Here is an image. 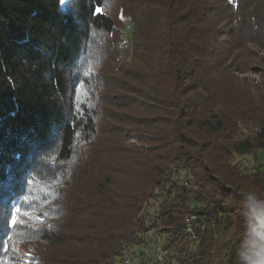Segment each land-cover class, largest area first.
I'll use <instances>...</instances> for the list:
<instances>
[{"label":"trees","instance_id":"16d2710c","mask_svg":"<svg viewBox=\"0 0 264 264\" xmlns=\"http://www.w3.org/2000/svg\"><path fill=\"white\" fill-rule=\"evenodd\" d=\"M263 51L264 0H0V264H254Z\"/></svg>","mask_w":264,"mask_h":264},{"label":"rangeland","instance_id":"374dc122","mask_svg":"<svg viewBox=\"0 0 264 264\" xmlns=\"http://www.w3.org/2000/svg\"><path fill=\"white\" fill-rule=\"evenodd\" d=\"M133 8H135V7H133ZM135 10H136V8H135ZM141 12H142V14H140V15H142L143 18L145 16H147V17L150 16L152 18V16L149 14V12H148V10L146 8H141ZM125 23L127 25V30H126V33H125V39L126 40H130L132 38L133 25L131 24V21H130L129 18L125 19ZM147 26H148V24L146 25V28H147ZM145 35H148V32H146ZM138 42H139V46H140V52L138 54L139 55V64H140V66L144 67L145 64H147L148 62L143 61L144 60L143 56H145V55H147L149 53V51H150L149 49L154 48L153 47L154 43L153 42L149 43V41L145 40L144 38H139ZM261 56L264 57V51L262 52ZM255 68H259V69L252 70V72L250 71L249 72V77L251 79L259 82V80L261 78L259 70H261V67L255 66ZM125 113H126L125 111L121 112V114H123L124 119L126 120V122H130V120H132L133 117H136V115H138V116L141 115V111L135 112V111L132 110L131 113H130L131 115H125ZM127 131L130 132L128 134V136H127V140H128L127 143L138 145V143H137L138 142V135H137V132H135L136 129H133V128L128 129L127 128ZM141 136H143L145 138H149L150 137V136L145 135V134H143ZM259 157L261 158V162L264 163V151L261 152ZM236 162L239 163L243 167V169L245 171H249V172L254 170V169H256L257 165H258L256 163V161H255L253 156H243V157L237 156L236 157ZM185 177H186V174L183 173L181 178L184 180ZM150 212L153 214L154 209L151 210ZM262 222H263L262 223L263 224L262 225L263 228L259 230L260 231V235L264 234V218H262ZM260 235L258 236L256 241L252 245H250V247H249L250 250H254L256 252L258 251V246H259L258 245V243H259L258 239L263 237V235H262V237ZM162 246H164V238L155 237V236L152 237L151 236L149 238L148 245L143 246V247L133 248L130 251L131 260H132L131 264H140L139 256H141V254H143V253L146 254L147 257H149L150 259L154 260L157 257L156 254H157L158 248L163 249ZM22 256H24L23 253H22Z\"/></svg>","mask_w":264,"mask_h":264},{"label":"built area","instance_id":"2783aa9c","mask_svg":"<svg viewBox=\"0 0 264 264\" xmlns=\"http://www.w3.org/2000/svg\"><path fill=\"white\" fill-rule=\"evenodd\" d=\"M196 221H197V217L194 214L187 215L186 226L184 229V233L186 235H189V236L192 235L194 238H196L194 234V224ZM156 255H157V259L159 262H164L167 259L168 254L163 249L158 248ZM124 264H131V260L129 257L125 258Z\"/></svg>","mask_w":264,"mask_h":264},{"label":"crops","instance_id":"0c3cea01","mask_svg":"<svg viewBox=\"0 0 264 264\" xmlns=\"http://www.w3.org/2000/svg\"><path fill=\"white\" fill-rule=\"evenodd\" d=\"M263 226H261V229ZM263 235V237H262ZM260 235L262 238H259L258 241V251H257V258L254 264H264V234Z\"/></svg>","mask_w":264,"mask_h":264},{"label":"snow or ice","instance_id":"6c2138e0","mask_svg":"<svg viewBox=\"0 0 264 264\" xmlns=\"http://www.w3.org/2000/svg\"><path fill=\"white\" fill-rule=\"evenodd\" d=\"M60 2H61V3H64L65 0H60ZM95 11H96L97 14H101L103 10L100 9V8H96ZM19 212H20V209L17 208V209H16V213H19ZM24 215H25V216H28L29 213L25 212ZM36 219H40V218H39V217H36ZM10 223H11V225H12L13 227L17 226L18 223H20L19 218H18V215H12Z\"/></svg>","mask_w":264,"mask_h":264}]
</instances>
